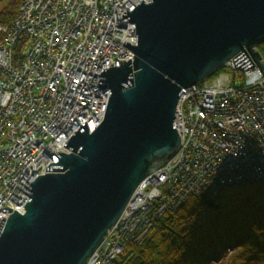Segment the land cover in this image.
I'll use <instances>...</instances> for the list:
<instances>
[{
	"label": "built area",
	"instance_id": "built-area-1",
	"mask_svg": "<svg viewBox=\"0 0 264 264\" xmlns=\"http://www.w3.org/2000/svg\"><path fill=\"white\" fill-rule=\"evenodd\" d=\"M141 1L21 0L12 23L0 24V235L9 207L24 212L30 184L54 172L46 167L69 153L80 125L92 133L102 122L110 91L95 74L133 60L122 45L137 44L136 27L122 15ZM254 65L243 70L231 59L181 90L179 150L138 185L87 264H111L191 194L215 197L246 180L264 186V75Z\"/></svg>",
	"mask_w": 264,
	"mask_h": 264
},
{
	"label": "water",
	"instance_id": "water-1",
	"mask_svg": "<svg viewBox=\"0 0 264 264\" xmlns=\"http://www.w3.org/2000/svg\"><path fill=\"white\" fill-rule=\"evenodd\" d=\"M122 17L136 27L137 44L122 45L134 58L95 74L110 91L104 118L92 133L79 124L23 213L9 207L0 264H87L138 185L179 150L181 90L231 59L264 75V0H142Z\"/></svg>",
	"mask_w": 264,
	"mask_h": 264
},
{
	"label": "trees",
	"instance_id": "trees-1",
	"mask_svg": "<svg viewBox=\"0 0 264 264\" xmlns=\"http://www.w3.org/2000/svg\"><path fill=\"white\" fill-rule=\"evenodd\" d=\"M20 2L12 0L0 10V24L12 23ZM258 49L264 55V44ZM237 248L240 264H264V186L260 182L241 181L215 197L189 195L155 220L143 242H127L111 264H206Z\"/></svg>",
	"mask_w": 264,
	"mask_h": 264
},
{
	"label": "rangeland",
	"instance_id": "rangeland-1",
	"mask_svg": "<svg viewBox=\"0 0 264 264\" xmlns=\"http://www.w3.org/2000/svg\"><path fill=\"white\" fill-rule=\"evenodd\" d=\"M12 0H2L0 1V10L5 8ZM237 249H227L224 252V256L220 257L218 260H213L212 262H206V264H240L242 262V257L237 256Z\"/></svg>",
	"mask_w": 264,
	"mask_h": 264
},
{
	"label": "bare ground",
	"instance_id": "bare-ground-1",
	"mask_svg": "<svg viewBox=\"0 0 264 264\" xmlns=\"http://www.w3.org/2000/svg\"><path fill=\"white\" fill-rule=\"evenodd\" d=\"M247 52V54H248V56L252 59V56L250 55V53L248 52V51H246ZM213 77V76H212ZM211 78V77H210ZM209 78V79H210ZM208 80V79H207ZM206 81V80H205ZM132 197H133V195H132Z\"/></svg>",
	"mask_w": 264,
	"mask_h": 264
}]
</instances>
